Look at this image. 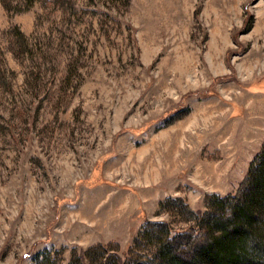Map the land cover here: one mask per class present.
<instances>
[{
	"label": "rangeland",
	"instance_id": "obj_1",
	"mask_svg": "<svg viewBox=\"0 0 264 264\" xmlns=\"http://www.w3.org/2000/svg\"><path fill=\"white\" fill-rule=\"evenodd\" d=\"M26 7L0 0V264L147 253L148 221L238 191L264 143V0Z\"/></svg>",
	"mask_w": 264,
	"mask_h": 264
},
{
	"label": "trees",
	"instance_id": "obj_2",
	"mask_svg": "<svg viewBox=\"0 0 264 264\" xmlns=\"http://www.w3.org/2000/svg\"><path fill=\"white\" fill-rule=\"evenodd\" d=\"M34 0H27V7ZM10 8V2H4ZM206 210L198 214L196 225L179 226L165 221H148L151 249L140 253L139 237L130 245L124 260L115 251L117 242L98 243L82 250L92 264H264V143L251 160L250 169L235 194L206 195ZM42 252V253H41ZM37 254L38 264H49L51 252ZM74 252L68 264H79Z\"/></svg>",
	"mask_w": 264,
	"mask_h": 264
}]
</instances>
